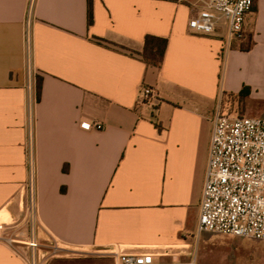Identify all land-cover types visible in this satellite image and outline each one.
Segmentation results:
<instances>
[{"label": "crops", "instance_id": "obj_1", "mask_svg": "<svg viewBox=\"0 0 264 264\" xmlns=\"http://www.w3.org/2000/svg\"><path fill=\"white\" fill-rule=\"evenodd\" d=\"M208 2L94 0L88 26V0H36L31 12L28 0H0V215L22 219L31 132L38 238L80 251L81 262L50 264H115L106 252L116 245L198 264L210 248L198 222L213 122L244 88L264 102V0L237 40L225 21L207 36L189 29ZM28 33L42 79L32 109ZM147 35L168 40L160 69L141 59ZM144 87L160 101L155 111L138 106ZM251 247L264 264V242ZM0 264L25 263L0 243Z\"/></svg>", "mask_w": 264, "mask_h": 264}, {"label": "built area", "instance_id": "obj_2", "mask_svg": "<svg viewBox=\"0 0 264 264\" xmlns=\"http://www.w3.org/2000/svg\"><path fill=\"white\" fill-rule=\"evenodd\" d=\"M36 0H28L29 12ZM254 0H209L207 8L190 19L189 29L198 35H211L225 21L228 37H242ZM28 64V105L38 101L36 78L31 71V38H26ZM160 101L154 90L142 88L138 106L156 110ZM87 131H101L99 123L82 122ZM29 178L22 219L0 220V243L25 264H50L64 251L56 240L44 243L38 238L35 192V157L32 133L26 145ZM199 233L249 238L264 242V118L218 113L213 122L208 167L198 222ZM115 264H162L160 254L120 245L106 252Z\"/></svg>", "mask_w": 264, "mask_h": 264}, {"label": "rangeland", "instance_id": "obj_3", "mask_svg": "<svg viewBox=\"0 0 264 264\" xmlns=\"http://www.w3.org/2000/svg\"><path fill=\"white\" fill-rule=\"evenodd\" d=\"M205 1L207 0H182L183 3L193 5L194 7L202 6ZM220 113L264 118V102L248 101L246 99L241 104L231 98H225L223 100V105L221 104ZM6 219H8L6 214L0 215V220ZM206 234H209L211 237L212 244L208 250L200 252L198 264H254V250L251 245L256 241L258 242V240L212 233ZM46 241H51V238ZM62 247H64L63 249L65 250L58 253L62 261L71 263L81 262L76 259L79 257V250L68 246Z\"/></svg>", "mask_w": 264, "mask_h": 264}, {"label": "trees", "instance_id": "obj_4", "mask_svg": "<svg viewBox=\"0 0 264 264\" xmlns=\"http://www.w3.org/2000/svg\"><path fill=\"white\" fill-rule=\"evenodd\" d=\"M93 1L94 0H88V11H87L88 26H91L93 24ZM164 1H174V0H164ZM97 41L98 43L103 42L102 40H97ZM167 44H168V40L165 38L147 35L145 37L143 51L141 53L142 61L148 66L160 69L165 57ZM41 85H42V79L36 77L38 100H40ZM248 96H249V89L244 88L238 95H228L225 98H231L237 103L242 104L248 98ZM222 105H223V101H222Z\"/></svg>", "mask_w": 264, "mask_h": 264}]
</instances>
